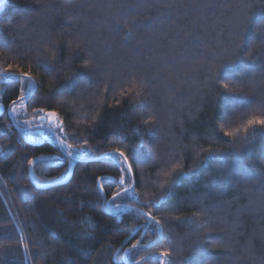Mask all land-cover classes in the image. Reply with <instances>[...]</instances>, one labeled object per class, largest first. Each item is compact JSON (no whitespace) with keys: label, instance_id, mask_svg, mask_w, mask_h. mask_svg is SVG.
<instances>
[{"label":"trees","instance_id":"1","mask_svg":"<svg viewBox=\"0 0 264 264\" xmlns=\"http://www.w3.org/2000/svg\"><path fill=\"white\" fill-rule=\"evenodd\" d=\"M262 10L264 0H3L0 74L18 79L0 83V264H161L164 250L172 264H264V188L233 172L240 155L249 167L261 159L264 136H223L230 94L219 87L231 77L235 93L264 103V45H253L255 63L236 50L253 30L264 35ZM125 17L152 23L126 36ZM21 72L33 83L25 117L56 112L66 144L86 156L25 140L10 113ZM116 149L130 174L105 156ZM221 152L232 155L205 160ZM177 165L187 175L170 185L175 174L163 173ZM148 212L159 233L144 227Z\"/></svg>","mask_w":264,"mask_h":264},{"label":"snow or ice","instance_id":"2","mask_svg":"<svg viewBox=\"0 0 264 264\" xmlns=\"http://www.w3.org/2000/svg\"><path fill=\"white\" fill-rule=\"evenodd\" d=\"M3 0H0V3H2ZM142 5H133L130 6L131 11H137V8ZM146 6V5H144ZM123 7V5H122ZM170 7V5H169ZM264 11V10H262ZM124 23L125 25H130L127 27V31L125 33L126 36H131L133 29L139 26V24L143 23L148 26L151 25L152 20L151 18H148L143 21H138V20H130L127 17L124 18ZM264 24V21L261 22ZM119 26V22H118ZM250 27V25H249ZM257 39L261 41V44L264 45V35H258V33L253 30V35L252 36H244L242 38L241 43H238L236 45V50L239 52L240 56L242 59H247L250 60L251 62L255 63V61L258 59L257 53L253 51V45H255ZM259 55L264 56V51H262ZM86 68L88 67V64L86 63L84 65ZM261 71H264V67H261ZM20 77H22L25 81V83L22 85L21 88V96L19 97V101L21 105L23 106V102L25 100V95L24 93L27 92L31 94L32 89H33V83L31 81V77L29 76L28 72H21L19 74ZM3 79L8 80V79H18L14 74H4ZM225 80L228 82L222 83L219 85V87H222L226 92H228L230 95L228 97V102L225 103L222 106V115L220 117L222 123L220 124V128L223 130V136L225 137H231L233 141L236 139H243L245 141L248 140L249 135H256L259 133L260 135L264 136V103L256 104V102L249 98L247 95L244 94H237L234 92L233 87L231 85L232 78L231 77H225ZM242 93V90H241ZM124 94V93H122ZM17 101H12V105H16ZM251 105H255L254 108H252V115L246 116L244 118L245 122L242 124L237 125L236 127H232L233 120L232 117L234 113L238 109H242ZM142 107V105H141ZM14 110V109H13ZM37 115L39 116V120L41 124L43 121L47 120L49 122V129H59L60 131H63V129L60 126L59 119L57 116V113L54 111H49L47 113L44 112V109H37L36 110ZM25 123H28L25 121ZM145 125H151L152 121L151 120H145L144 121ZM29 127H31V124H29ZM59 139V145L60 147L64 150V154H66L69 157L73 156H80L82 154V150L79 149H72L70 145H67L65 143L64 138H58ZM85 144L87 141L84 142ZM147 142L141 137L140 144L144 145ZM140 147V145H137L136 148L132 150V155H137V149ZM114 153H105L106 157L111 158L114 160V162L120 166L121 172L125 173H131V165L128 164V155L119 149L114 150ZM86 154V153H85ZM232 155L231 153L227 152H221L219 154L217 153H210L209 156L205 157V160L207 159H217L221 162H223L228 156ZM58 159V158H57ZM29 163H32L29 161ZM124 165H127L125 167ZM264 154H262L260 160H256L253 158V163L249 167L247 164H245V158L243 155H240L237 157L236 161L233 163V172L235 173V178L236 179H243L245 181L254 179L256 183L264 188ZM173 174H175V178L171 179L170 185L177 183L179 180H181L182 177L186 176L187 173L183 171H179V165L174 167L171 171H165L163 175L165 177H172ZM103 179V178H99ZM125 183V177L122 175L119 184L123 185ZM168 183V181H166ZM101 191L103 189L101 188ZM171 191V187L169 186L168 191L163 192L158 200H155L152 202V206L157 208L158 210L161 209L162 202H164L168 196V194ZM124 194H128L129 189L124 188L123 189ZM121 195L120 192H117L113 198H112V204L115 207L117 211L120 210V208L123 206L127 208V205H120V204H115L116 199ZM26 198H33L31 193H25ZM137 203H139V200H137ZM135 211L139 212L140 209H135ZM144 216L146 217V223L144 225L145 228H148L149 225L155 224L157 226V231L159 233V225L161 223L160 220L156 218V216L152 215L151 212L144 213ZM21 241H23V237L20 238ZM153 244L156 243V241L152 242ZM139 242L136 245H133V249L139 247ZM24 248V258L27 259V257L30 255L28 251V245L23 244ZM131 253V250H129ZM171 253L167 250H164L160 253V260L161 264H172V260L170 259ZM124 260H128L129 257L125 256L122 258ZM141 259H144L141 257Z\"/></svg>","mask_w":264,"mask_h":264},{"label":"rangeland","instance_id":"3","mask_svg":"<svg viewBox=\"0 0 264 264\" xmlns=\"http://www.w3.org/2000/svg\"><path fill=\"white\" fill-rule=\"evenodd\" d=\"M3 75L0 74V83L3 81ZM2 90L0 89V107L2 106V100H1ZM14 109V110H13ZM1 111V108H0ZM10 113L17 124H19L22 128V134L25 140L31 143H39L42 141H50L55 144L59 145V139L58 138H64L65 140V133L64 130L60 131L59 129H49V122H41L39 121V117L28 119L25 117V112L23 110V106L21 104L14 105ZM27 121L28 123H25ZM59 123L61 128L62 122L59 119ZM29 124H31V127H29ZM66 143V142H65ZM72 148V147H71ZM77 149V148H72ZM86 152L82 151V154L80 156H73L71 158H78V157H84L86 156ZM58 158V159H57ZM64 157L58 156L54 158L55 162H60L63 160Z\"/></svg>","mask_w":264,"mask_h":264},{"label":"water","instance_id":"4","mask_svg":"<svg viewBox=\"0 0 264 264\" xmlns=\"http://www.w3.org/2000/svg\"><path fill=\"white\" fill-rule=\"evenodd\" d=\"M0 108H1V110H2V109H3V106H1ZM39 121H40V120H39ZM43 122H47V120H45V121H43Z\"/></svg>","mask_w":264,"mask_h":264}]
</instances>
